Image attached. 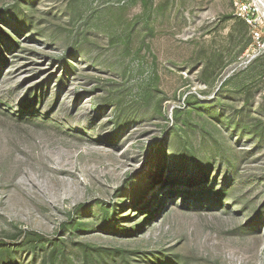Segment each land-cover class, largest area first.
<instances>
[{
  "label": "rangeland",
  "instance_id": "374dc122",
  "mask_svg": "<svg viewBox=\"0 0 264 264\" xmlns=\"http://www.w3.org/2000/svg\"><path fill=\"white\" fill-rule=\"evenodd\" d=\"M262 38L233 0H0V264H264Z\"/></svg>",
  "mask_w": 264,
  "mask_h": 264
},
{
  "label": "built area",
  "instance_id": "2783aa9c",
  "mask_svg": "<svg viewBox=\"0 0 264 264\" xmlns=\"http://www.w3.org/2000/svg\"><path fill=\"white\" fill-rule=\"evenodd\" d=\"M236 7V15L244 20L246 24L250 27L251 37L254 40H257L258 45L260 46V42L263 40V30L264 25H259L257 22V18H260V15H258L260 12L263 13L261 15L262 21L261 23H264V3H262L260 0H233ZM264 47V44H261V48ZM258 54L256 51L252 50L251 53H248L246 55L245 62H249L255 57H257Z\"/></svg>",
  "mask_w": 264,
  "mask_h": 264
},
{
  "label": "trees",
  "instance_id": "16d2710c",
  "mask_svg": "<svg viewBox=\"0 0 264 264\" xmlns=\"http://www.w3.org/2000/svg\"><path fill=\"white\" fill-rule=\"evenodd\" d=\"M238 19H239V22L242 24V26H243V29H245L247 32H250V27L248 26V24H246V22L244 21V20H242L241 18H239L238 17ZM254 59H256V57L254 58ZM253 60V59H252ZM206 172H203L204 174H202L201 176H200V178L198 179V182H195V183H188L187 185H185V187L188 189L187 191L189 192V196L190 197H195V199H197L198 201H200L202 198H203V194L202 193H200V195H199V191H198V187H196L197 185H199V184H201V183H204V182H207V180H208V177H209V170L208 169H206L205 170ZM204 186V185H203ZM201 187L202 189H204L205 187ZM175 197H180V198H184L182 195H180V194H178V195H176ZM152 212H153V210H152ZM150 213L148 212V214H147V216L149 215ZM153 222H158V223H160L161 222V216H154V217H151L150 218V223L149 224H147L148 226L150 225V224H152ZM160 233V232H159ZM159 242L157 241L156 242V246H155V250H150L151 251V253H149V256H150V258L152 259V260H158L159 259V252L158 251H161V250H163V248H162V245L161 246H159ZM150 245V244H149ZM149 248H150V246H149Z\"/></svg>",
  "mask_w": 264,
  "mask_h": 264
},
{
  "label": "bare ground",
  "instance_id": "6f19581e",
  "mask_svg": "<svg viewBox=\"0 0 264 264\" xmlns=\"http://www.w3.org/2000/svg\"><path fill=\"white\" fill-rule=\"evenodd\" d=\"M262 3H264V0H260ZM150 223V222H149Z\"/></svg>",
  "mask_w": 264,
  "mask_h": 264
}]
</instances>
